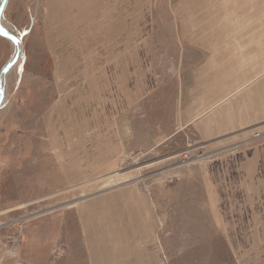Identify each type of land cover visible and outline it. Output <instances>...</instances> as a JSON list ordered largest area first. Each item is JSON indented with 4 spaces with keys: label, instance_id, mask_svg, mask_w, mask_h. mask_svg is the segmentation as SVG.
I'll use <instances>...</instances> for the list:
<instances>
[{
    "label": "rangeland",
    "instance_id": "rangeland-1",
    "mask_svg": "<svg viewBox=\"0 0 264 264\" xmlns=\"http://www.w3.org/2000/svg\"><path fill=\"white\" fill-rule=\"evenodd\" d=\"M1 26L0 264H264V121L191 123L203 70L264 53V0H7Z\"/></svg>",
    "mask_w": 264,
    "mask_h": 264
},
{
    "label": "crops",
    "instance_id": "crops-1",
    "mask_svg": "<svg viewBox=\"0 0 264 264\" xmlns=\"http://www.w3.org/2000/svg\"><path fill=\"white\" fill-rule=\"evenodd\" d=\"M255 7L256 14L263 12L261 5ZM224 13L236 15L241 13V9L229 7ZM254 17L249 25L242 23L238 17H230L232 22L226 24V28L256 30L257 24L254 27V23L257 21ZM248 40L249 49L247 47L242 49L247 51H242L239 60L227 59L224 70L217 68L209 73L208 69H205L198 76L200 80L196 86L203 94V106L197 108L199 112L195 114L191 123L205 140L264 121V53L259 54L257 33L251 34ZM237 78L241 81L233 88ZM234 94L235 98L231 99Z\"/></svg>",
    "mask_w": 264,
    "mask_h": 264
},
{
    "label": "bare ground",
    "instance_id": "bare-ground-1",
    "mask_svg": "<svg viewBox=\"0 0 264 264\" xmlns=\"http://www.w3.org/2000/svg\"><path fill=\"white\" fill-rule=\"evenodd\" d=\"M4 4V0H2L1 2H0V31L1 32H5V30L3 29V27L1 26V20H2V18H3V12H2V5ZM8 30V29H7ZM11 38H13L14 36H10ZM12 41H14L15 42V44H16V46L18 47L19 45L17 44V43H19V40H18V38H15V39H13ZM19 49H20V47H18ZM18 49V50H19ZM14 56H15V58H14ZM13 56V59L11 60V62H9V64H11L18 56H19V54H18V51L15 53V55ZM18 59V58H17ZM9 71V70H8ZM7 69H5V70H3V73H2V76H1V78H0V98H2L1 100H2V102H4L5 101V99H6V91H5V89H4V84H5V80H6V74H7ZM2 102H1V104H2Z\"/></svg>",
    "mask_w": 264,
    "mask_h": 264
},
{
    "label": "water",
    "instance_id": "water-1",
    "mask_svg": "<svg viewBox=\"0 0 264 264\" xmlns=\"http://www.w3.org/2000/svg\"><path fill=\"white\" fill-rule=\"evenodd\" d=\"M6 1H7V0H5L4 4L2 5V9H1L2 12H3V10L5 9ZM0 33H1L2 35L6 36V37L11 38L10 35H9L7 32H1V31H0ZM15 38H17V37H13V38H11V39H15ZM18 39H19V41H20V43H21L22 38H18ZM20 48H22V47L20 46ZM21 50H22V49H19V51H21ZM18 54H19V56H20V53H19V52H18ZM16 61H17V58H16L11 64H8V65L4 68V70L7 69V71H8L9 69H11V68L15 65ZM1 99H2V98H0V105H1V102H2Z\"/></svg>",
    "mask_w": 264,
    "mask_h": 264
}]
</instances>
